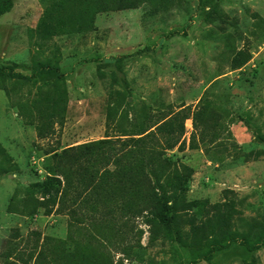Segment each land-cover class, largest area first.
I'll return each mask as SVG.
<instances>
[{
  "label": "rangeland",
  "instance_id": "obj_1",
  "mask_svg": "<svg viewBox=\"0 0 264 264\" xmlns=\"http://www.w3.org/2000/svg\"><path fill=\"white\" fill-rule=\"evenodd\" d=\"M203 2L173 0L100 13L95 29L55 36L38 47L34 30L43 4L9 0L0 15V144L16 168L9 169L0 155V169H9L0 173V253L10 254L0 264H32L40 250L52 254L57 244L60 258L69 259L63 253L69 238L88 247L73 252L75 264H264V0H212L224 13L214 24L204 22ZM56 46L67 81V114L52 136L41 139L18 115V105L52 77L45 69L34 73L35 60L51 59ZM238 49L251 58L231 70ZM111 100L119 111L108 122ZM202 104L208 111L201 121L184 122L185 148L167 154L194 170L187 200H229L234 206L237 238L222 249L194 247L205 233L200 228L191 245L183 246L141 218L84 221L71 228L66 214L20 213L23 196L40 195L36 183L45 177L50 148L118 135L148 121L145 114L157 120L183 106L193 114ZM125 111L129 116L119 118ZM190 142L197 147L189 148ZM171 227L174 234L176 223ZM16 231L18 237L11 238ZM45 237L50 240L43 242Z\"/></svg>",
  "mask_w": 264,
  "mask_h": 264
},
{
  "label": "trees",
  "instance_id": "obj_2",
  "mask_svg": "<svg viewBox=\"0 0 264 264\" xmlns=\"http://www.w3.org/2000/svg\"><path fill=\"white\" fill-rule=\"evenodd\" d=\"M39 1L44 10L34 31L36 45L42 47L55 36L95 29V18L100 13L135 9L143 4L161 3L165 6L173 0ZM4 3V6L0 4V15L10 6L9 0H4ZM203 3L208 7L203 18L205 23L214 24L216 20L222 19L224 13L217 4L212 3V0H204ZM54 52L51 59L35 60L38 69L34 72L41 75L45 69L52 77L37 85L31 99L18 105V115L25 124L35 128L41 139L52 136L55 126L64 123L69 101L67 81L58 66L61 58L59 47L56 46ZM250 58L247 50H235L229 67L231 70L239 69ZM107 107V121H113L119 107L113 100L108 102ZM186 108L183 106L177 112L157 120L145 114L148 121L127 128L129 130L125 129L118 135H106L60 151L59 145L50 148L43 165L45 177L36 183L40 195L23 196L19 200L20 213L33 215L42 210L44 215L55 212L66 214L71 228L84 221L95 224L123 216L141 218L150 229H160L163 237L173 235L183 246L191 245L192 233L200 228L205 233L194 241V247L222 249L237 238L231 221L234 206L229 204V200L215 203L187 200L184 192L194 170L187 164L177 163L167 154L170 149L177 147L181 151L185 148V141H181L185 120L192 118L201 121L202 115L208 111L207 104H202L193 114ZM130 115L136 118V113ZM128 116L129 112L125 111L119 118ZM196 147L190 142L189 148ZM0 155L9 164V169L16 168L1 144ZM6 169L9 170L7 167L1 168L0 173H5ZM230 191L225 190L224 193ZM82 208H86V211ZM172 222L177 225L174 234ZM16 237L17 231L13 232L11 238ZM49 240L43 238V242ZM69 240L72 246L66 244L63 249L69 259L60 258V246L57 244L52 254H43L45 250H40L32 264H75L71 259L74 253L80 254L81 250H87L88 247L72 238ZM9 256L8 253H0L1 259ZM81 257L78 256L79 259ZM87 260L85 256L83 262Z\"/></svg>",
  "mask_w": 264,
  "mask_h": 264
}]
</instances>
